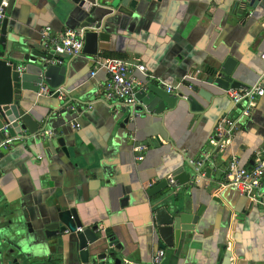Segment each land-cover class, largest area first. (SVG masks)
Returning a JSON list of instances; mask_svg holds the SVG:
<instances>
[{"label":"crops","instance_id":"0c3cea01","mask_svg":"<svg viewBox=\"0 0 264 264\" xmlns=\"http://www.w3.org/2000/svg\"><path fill=\"white\" fill-rule=\"evenodd\" d=\"M77 1L15 0L4 16L11 53L41 49L40 28L80 32L92 16L109 36L98 41L97 56L138 58L154 77L177 85L179 95L161 113L139 102L144 113L129 122L121 107L114 111L99 98L105 74L90 75L94 55L61 56L64 95L23 92L30 95L20 101L32 120L28 135L0 141V264H83L71 209L82 226H97L94 254L113 243L106 249L112 259L94 264H145L158 248L163 264H264L263 212L223 184L232 155L250 168L264 149V94L221 150L214 126L233 106L209 78L230 58L233 79H262L264 86V0H84L92 13ZM193 73L196 79L186 78ZM43 130L54 133L45 139ZM139 145L144 149L135 151ZM205 155L198 173L189 160Z\"/></svg>","mask_w":264,"mask_h":264},{"label":"built area","instance_id":"2783aa9c","mask_svg":"<svg viewBox=\"0 0 264 264\" xmlns=\"http://www.w3.org/2000/svg\"><path fill=\"white\" fill-rule=\"evenodd\" d=\"M5 6L6 2L0 4V18L4 16L3 11ZM94 25L95 23L91 27ZM262 26L264 29V22ZM39 35L41 49L54 57L49 61L50 63L63 65L61 56L74 57L84 53V38L82 32L66 29L62 32L54 33L46 26L39 29ZM261 58L264 59V54H261ZM99 71H103L105 74V79L100 84L101 91L100 95L98 94L99 98L109 103L110 108L114 111H117L121 107L126 112L129 122H135L136 118L144 113L138 107L140 101L136 98V93L145 89L146 82L137 78L135 75L136 72L140 73L147 80L153 79L166 92L172 93L175 96L179 95L177 85L169 84L160 78L154 77L138 58L100 57L94 55L91 58L90 75L94 76ZM196 72H199V70ZM186 78L196 79V75L194 73L189 74ZM212 83L214 84V81ZM223 92L233 107L231 112L221 117L214 126L213 142L221 150L230 144L234 134L241 128L243 120L250 115L255 107L257 97L264 94L263 80L260 79L253 85L228 87ZM61 94L64 95L62 91ZM8 126L9 123L4 124L0 128V132L5 138L3 141L9 139L7 133ZM73 126L79 127V124L76 123ZM53 133L52 130H43L40 135L44 138L51 136ZM134 149L135 151H141L144 149V146L139 145ZM204 157L197 160H189L190 164L194 166L198 173H200L204 162L209 159L207 155ZM141 158L142 156H137L136 159ZM263 177L264 149H258L254 154V163L250 168L240 166L237 156L232 155L228 160L224 172L223 184L236 189L241 196L246 197L254 206L260 208L264 214V195L261 192L264 185ZM168 182L170 185H175L174 177L170 176ZM77 230H81V228ZM163 258L164 250L158 248L151 256L150 261L145 264H163ZM120 264L142 263L123 258Z\"/></svg>","mask_w":264,"mask_h":264},{"label":"water","instance_id":"95a60500","mask_svg":"<svg viewBox=\"0 0 264 264\" xmlns=\"http://www.w3.org/2000/svg\"><path fill=\"white\" fill-rule=\"evenodd\" d=\"M14 1L15 0L6 1V6L3 11L4 16L10 13ZM117 1L118 0H111L109 3H115ZM127 1L129 0H122V4H126ZM1 2L2 0H0V4ZM77 3L88 13L94 11V6L89 2L78 0ZM4 16L0 18V128H2L4 124L9 123L7 128L8 137L14 138L16 136L25 139L28 135L26 129H30L32 120L20 102L22 96H25L24 99H30L29 93L26 95L23 94V92H32L35 94L40 92L42 95H46L50 91H56L54 92L55 96H58L62 91L61 86L65 82L66 66L50 63L49 61L54 57L50 53H45L42 49L38 50L26 47L20 49L23 53L21 57L12 54L10 50H14L16 47L14 45L8 46L7 33L9 27L7 26V19ZM93 23H95V25L91 27ZM79 27L84 38L83 52L96 55L98 41H106L109 37L106 32L102 31L101 22L94 21L92 16H86L84 20L80 22ZM233 62L234 60L227 58L219 69L214 68V70H212L209 78L214 81V85L223 89L228 88V86L237 87L243 85L231 76ZM192 87L195 92L202 93L205 91L199 86ZM168 96V92L158 89L154 85H146L144 90H140L136 93V98L147 106L148 111L153 110L155 113H161L165 107L170 106L171 100L176 97L175 95L171 98ZM31 130L33 131L34 129ZM3 139L5 138L0 132V141ZM45 139H50V137H45ZM54 141H56L63 150H66L63 137H58ZM206 171L209 172V168H207ZM150 193L149 190V194ZM68 215L69 218L74 221L76 229L81 228V230L76 231L81 262L83 264H88L89 262L94 264L96 258L102 260L112 259L110 252L106 250L107 248H113L112 242L106 244L105 247L107 248H104L102 253L94 254L93 252L95 248H99L97 245L98 237L93 233V230H95L97 226H82L74 209H71ZM187 229H192V227L189 226ZM10 264L50 263L40 259L35 260L29 258L20 261L14 258Z\"/></svg>","mask_w":264,"mask_h":264}]
</instances>
